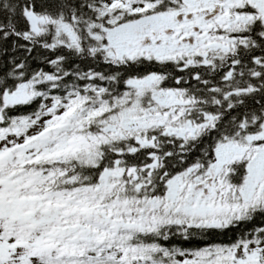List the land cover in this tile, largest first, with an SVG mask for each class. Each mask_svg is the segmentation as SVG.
<instances>
[{
    "label": "snow or ice",
    "instance_id": "obj_1",
    "mask_svg": "<svg viewBox=\"0 0 264 264\" xmlns=\"http://www.w3.org/2000/svg\"><path fill=\"white\" fill-rule=\"evenodd\" d=\"M0 264H264V0H0Z\"/></svg>",
    "mask_w": 264,
    "mask_h": 264
}]
</instances>
